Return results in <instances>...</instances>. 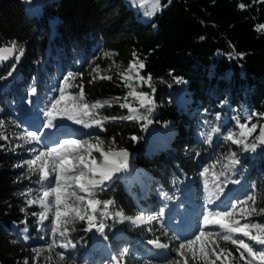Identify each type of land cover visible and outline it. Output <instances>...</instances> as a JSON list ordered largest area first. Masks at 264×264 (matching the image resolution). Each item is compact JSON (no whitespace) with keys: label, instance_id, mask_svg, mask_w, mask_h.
Listing matches in <instances>:
<instances>
[{"label":"trees","instance_id":"16d2710c","mask_svg":"<svg viewBox=\"0 0 264 264\" xmlns=\"http://www.w3.org/2000/svg\"><path fill=\"white\" fill-rule=\"evenodd\" d=\"M167 3L152 22L143 23L123 0H36L38 13L28 11L24 0H0V47L15 42L17 55L19 49L24 50L18 62L0 63V121L4 124L0 129V264H23L25 259L28 264H61L56 253L65 255L64 264L96 263L88 257L94 238L85 230L86 221L76 222L70 233L78 249L48 251L51 232L42 236L38 217L32 215L41 209L27 204L35 190H41L37 176L27 171L26 161L31 158L26 154L32 147L15 136L9 139L10 132L21 131L11 107L27 99L31 86L37 87L41 101L47 99L56 74L63 80L69 73L76 77L69 81L73 86L67 92L78 95L76 86L83 85V102L109 101L94 110L96 118L117 119L105 121L103 130L96 126L98 131L89 136L103 140L105 148L112 143L116 149H126L133 169L143 172L144 191L137 199L119 179L105 182L102 191L98 190L99 199L114 201L113 211L126 217L137 216L141 208L160 214L185 175L200 180L205 172L214 174L223 189L238 181L234 204L255 196L254 205L248 201L243 206H254L257 212L264 208V152L245 151L225 138L230 132L238 136V123H264V0H163L162 4ZM136 60L145 68L129 74ZM14 63L21 76L6 87L4 80ZM137 72L152 77L151 88L139 82ZM129 75L131 80H126ZM133 89L149 93L153 100L150 114L137 98L128 95ZM183 97L188 98L185 103ZM132 107L149 115L151 122L124 119L132 114ZM161 126L171 127L172 134L168 140L154 139V147L148 148L151 127ZM233 152L239 164L230 168ZM29 190L32 196L26 195ZM236 218L264 225V214L242 217L237 213ZM53 223L54 215H50V229ZM121 226L124 238L108 236L111 256L107 264H114L125 252L123 264H171L178 258L175 247L183 240L158 223L143 228ZM25 228L32 240L46 243L27 244L20 232ZM205 231L223 234L219 228ZM157 237L172 248L169 257L156 258L142 247V242ZM218 243L232 256L225 253L216 264H244L237 246ZM40 247L37 257L34 250ZM46 255L57 261L48 262ZM189 264L204 262L197 255L196 260L189 258Z\"/></svg>","mask_w":264,"mask_h":264},{"label":"snow or ice","instance_id":"6c2138e0","mask_svg":"<svg viewBox=\"0 0 264 264\" xmlns=\"http://www.w3.org/2000/svg\"><path fill=\"white\" fill-rule=\"evenodd\" d=\"M240 7L243 8L244 5L241 4ZM16 51L17 44L15 42H12L10 46L0 47V60L7 61ZM23 55L24 50L21 48L19 49V54L15 56V62H18ZM136 68L144 69L145 64L136 60L128 69L129 74ZM10 69L8 75H11L12 71L15 70V63L10 66ZM136 76L139 82L147 83L151 88L152 77L150 75L145 78V76L137 72ZM107 78L111 79L110 76ZM131 78V75H129L126 80H131ZM75 79L76 77L71 73L64 78V87L59 89V98L55 99L49 110L44 113L48 119L43 126L52 129L58 127L55 123L58 119H67L86 129L98 126L103 130L105 121L117 119V117L104 116L96 118L94 110L103 108L109 104V101L105 100L103 103L97 101L91 105L83 102L85 97L83 85L76 86L79 88L78 95L68 93L67 89L73 86L70 85L69 81ZM177 82L180 83L182 81ZM129 87H132L131 84H129ZM31 91L35 93L36 88L33 87ZM128 95L137 98L140 107L145 109L147 113H151L153 100L149 93L137 92L133 89ZM121 107H129V105L122 104ZM130 111L132 114L123 117L124 119L151 122L149 115L138 113L136 108L132 107ZM250 122L251 120H249ZM3 127V121H0V129H3ZM257 127L256 123H252L251 127L248 126V123H238V136L237 133L230 132L225 138L235 145L242 146L245 151L254 152L258 145H264V126H259V134L253 142H249V137L257 131ZM3 138L7 139L6 136ZM21 139H24L25 143H29L31 141H39L40 136L33 131L28 132ZM133 139H136V137H133ZM208 142L211 143V137H209ZM32 151L36 150L33 149ZM93 152L99 153L101 157L99 162ZM128 157L129 153L126 149L117 150L112 143H109L107 148H105L104 141L98 137L95 138V141L93 139L65 138L57 140L55 147L37 151L34 158L26 161L28 173L36 175V182L41 185L40 194L27 200L28 205L38 204L41 208V211L34 212L32 215L37 216L40 223L49 218V213L54 215V223L50 229L53 239L51 244L48 245L49 252L55 247L65 250L76 247V244L70 238V233L75 231V223L78 221H86V231L95 230L104 239H107L105 229L109 227L106 222L109 218H118L120 222L125 219H132L131 217H126L119 210L110 211V207L114 205L112 199L101 200L98 198V190L102 191L105 182L112 180L116 173L127 170ZM236 164H239V160L236 159V154L233 152L229 157V167H234ZM45 182H47L46 185ZM223 191V187L219 186H217L216 190L209 189V203L219 199ZM26 195L32 196V190H29ZM50 198H52L51 202ZM248 201H252L254 205L256 197L249 196L248 200L230 204L228 206L229 210H208L207 214L203 216L204 228H201L198 234L194 235V238L179 243L175 250L178 258L172 260L171 264H189V258L196 260L197 255L204 264H216L217 260H220L225 253H227L228 257L232 256V253L227 251L225 247L219 246L218 241L230 242L232 245L237 246L236 250L240 254L239 259L244 264H256L257 261L259 264H264V247L254 250V247L250 243H246L243 238H234V234L239 233L242 237L264 246V225L259 222L241 224L240 220L236 218L238 208L242 217L264 214V208L257 212L254 206L251 208L243 206L247 205ZM156 219L158 217L138 215L132 222L134 224H151ZM210 225L218 226L223 231V234L220 231H205V228ZM253 229L256 231L255 235L252 234ZM148 230L151 231V229ZM24 231L27 232L28 229L25 228ZM57 237L59 238V244L57 243ZM147 243L155 249H166L169 247L168 244L161 243L158 237L147 241ZM41 251V249L34 250L37 257ZM56 255L61 264H64L65 255L63 253H56ZM124 255H126V252L116 258V264H122ZM210 255H214L215 258L210 259ZM48 259L50 260L51 257L49 256ZM23 264H28V260L25 259Z\"/></svg>","mask_w":264,"mask_h":264},{"label":"rangeland","instance_id":"374dc122","mask_svg":"<svg viewBox=\"0 0 264 264\" xmlns=\"http://www.w3.org/2000/svg\"><path fill=\"white\" fill-rule=\"evenodd\" d=\"M24 3L26 6V9L28 11H31L32 13H35V12L38 13L39 6L36 4V0H24ZM123 3L126 5L127 8L132 9L134 11L135 18L137 20L143 22V23L152 22L158 14L162 13V11L170 5V3L163 5L162 4L163 0H123ZM58 70H60L59 67H57V71ZM20 76H21L20 69H19V66L17 65V66H15V70L12 71L11 75H9L8 78H6L4 80V86L7 87L8 83L13 81L14 79L20 78ZM52 81H53V83H52L51 87L53 88V92H52V95L49 96L48 101H47V107L48 108H50V105L55 101V99L59 98V89L63 87V79H62V77H59L58 74L55 75V77L52 79ZM178 94L179 93H177V95ZM187 99H188L187 97H183L182 103H185L184 101ZM1 112L2 111L0 110V113ZM249 127H251V126H249ZM18 128L21 129L20 132L16 131L15 132L16 134H14V133L12 134L10 132V135H9L10 140H11L12 136H15L16 138L21 139V137L26 136V134L28 132L34 131L31 129H28L27 127H23V125L21 126V124H20V127H18ZM259 129H260V127L258 126L257 131ZM97 131H98V129L96 126H94L93 128H90V129H86L80 125V127H76L74 132H72L71 134L75 138L78 136L81 139H86V140L87 139H93V141H95L96 137L94 138L93 136H89V134L92 132H97ZM99 131H101V130H99ZM257 131L255 133H253L251 137H249V142H253L255 140ZM40 132H41V130H40ZM172 132L173 131H172L171 127H166V126L151 127V130L149 133V139H148V148L154 147V144H153L154 139H157V138L161 139L163 137V138L168 140L169 136L172 134ZM28 144L32 147V150L33 149L36 150V151H30L26 154L31 159L34 158L37 151L45 150L46 148H48L41 139H39V141H31ZM212 145H213V143L210 144V149L212 148ZM260 151L264 152V148L262 146L258 145L257 149L255 150V153H258ZM93 155L97 158L98 162L101 160L99 153L93 152ZM207 155H208V152H207ZM131 162H132V159H131V156H129L128 157V168H127V170L116 173L114 175L113 179L110 181H107V183H110V182L114 181L115 179H119L121 181V183L123 184L125 190L129 194H131L135 199H137L141 196L142 192L144 191V185L142 183V179H141V175H140V174H143V172H138L135 169H133ZM209 179L210 178H207L206 172L202 173L200 176V180H199L201 182L200 188H202L204 190V193H206L208 190L206 187V184H207V181H209ZM46 184H47V182H45V185ZM182 185L184 186V183ZM217 186H219L217 184V182H214L212 189L216 190ZM237 188H238V184L233 189L236 190ZM232 193L233 192H231V195H230L231 198L233 196ZM38 194H40V191L35 190V195H33L31 198H35ZM80 194H82V193H80ZM226 196H227L226 190H224L223 193L220 194L218 201H216L217 203H219L220 207H223V211L229 210L228 206L230 204H234L233 202H231V203L225 202L224 200H225ZM207 198L208 197L205 195V198L202 200V202H204L206 205H207ZM37 206L39 207V209H41L38 204H37ZM113 209H114V207L111 206L109 210L113 211ZM237 213L239 215V212H237ZM50 215H53V214L49 213V216ZM162 220L163 219H161V221L159 223L160 226H163ZM37 222L40 225V228H38V231H40L41 235L44 236L50 230V227L47 224V220L43 221V223H40L39 218H38ZM106 222L109 225V227L105 229V235L107 236V239H104L95 230L91 231V234L94 238V243L90 247V250H92V251L89 253L88 257H90V261L92 259H94V262H96L95 264H107L108 254L110 253V249H111L110 243L108 241L109 235L112 237H115V238H124V232L122 230L121 225L124 224L125 220L123 222H120V220L118 218H109ZM243 223H248V221L242 220L241 224H243ZM16 228H17V226H16ZM201 228H204L202 219H201V224L199 226V229L196 230L194 232V234L192 235V237H190L188 239L194 238V235L198 234V232ZM20 232H21V237L23 238V240L25 242L29 243V245H35L38 242H40L42 245H44L46 243L44 240H40V241L32 240L29 236L28 231L25 232L23 230ZM252 234H254V235L256 234L255 229L252 230ZM186 240L187 239H184V241H186ZM253 243H254V241H253ZM254 244L256 245V242ZM256 247L262 248L264 246H257L256 245ZM46 248H48V246H46ZM78 248H79V246H76L74 249H78ZM175 248H177V246ZM39 249H41V247ZM56 249H58V251L65 250V249H61L59 247H57ZM163 250H166V253L169 257V253L172 250V248H170V246H169L168 248L163 249ZM49 256L50 255L45 256V258L47 259L48 262L55 263L57 261V258L53 257L52 255L50 256L51 259L49 260L48 259ZM256 264H259V262L257 261Z\"/></svg>","mask_w":264,"mask_h":264},{"label":"water","instance_id":"95a60500","mask_svg":"<svg viewBox=\"0 0 264 264\" xmlns=\"http://www.w3.org/2000/svg\"><path fill=\"white\" fill-rule=\"evenodd\" d=\"M15 56H16V52L13 53V54L9 57V59H8L7 61H2V60H1V62H2L3 64H10V63H12V62L15 60ZM261 126H264V123H263ZM259 130H260V129H259ZM260 146H262V147L264 148V145H260Z\"/></svg>","mask_w":264,"mask_h":264},{"label":"bare ground","instance_id":"6f19581e","mask_svg":"<svg viewBox=\"0 0 264 264\" xmlns=\"http://www.w3.org/2000/svg\"><path fill=\"white\" fill-rule=\"evenodd\" d=\"M16 55H17V54H16ZM14 61H15V60H14ZM14 61H13V62H14ZM13 62H12V63H13ZM0 63H1L2 65H8V64H3V63L1 62V60H0ZM10 64H11V63H10ZM19 69H20V67H19ZM110 255H111V254H110Z\"/></svg>","mask_w":264,"mask_h":264}]
</instances>
